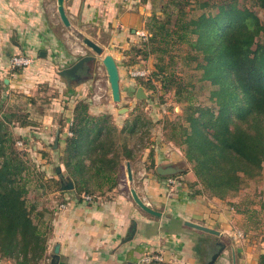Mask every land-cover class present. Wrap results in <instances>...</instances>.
<instances>
[{
    "label": "trees",
    "instance_id": "obj_1",
    "mask_svg": "<svg viewBox=\"0 0 264 264\" xmlns=\"http://www.w3.org/2000/svg\"><path fill=\"white\" fill-rule=\"evenodd\" d=\"M240 3L161 0V16L152 13L145 23L149 50L144 54H154L157 59L153 75L162 87H172L183 105L178 121L169 122V138L182 146L191 165L194 179L189 186H200L192 196L207 194L223 200L234 182L242 188L245 180L254 179L263 169L264 0H253L258 10ZM175 50H184V57L201 69L197 80L202 83L200 88L209 89L213 105L196 103L191 91L194 83L189 82L188 89L167 70L164 58H174ZM2 90L0 79V99ZM15 112L9 111L3 120ZM63 128L60 124L59 134ZM140 128L139 118H135L117 129L109 113L93 115L88 103L77 102L60 159L78 201L82 195L102 196L118 185L124 160L134 158L129 139ZM16 141L13 131L0 123V262L42 264L50 259L51 225L44 207L38 208L45 201L40 191L46 185L43 173L36 175L27 165V152L17 148ZM34 181L35 197L29 204L27 196ZM53 182L59 190V180ZM247 202L244 197L229 206L249 217ZM256 264H264V253L258 254Z\"/></svg>",
    "mask_w": 264,
    "mask_h": 264
},
{
    "label": "crops",
    "instance_id": "obj_2",
    "mask_svg": "<svg viewBox=\"0 0 264 264\" xmlns=\"http://www.w3.org/2000/svg\"><path fill=\"white\" fill-rule=\"evenodd\" d=\"M155 2L64 0L69 26L63 25L65 29L60 28L62 33L58 36L56 30L61 20L57 0H0V49L39 55L33 65L23 72L26 78L21 83L24 82L25 86L34 82L57 83L54 73L63 69L65 59L71 58L67 51L72 55L76 53L71 47L81 35L97 43L104 55H112L118 66L116 52L128 48L136 40L135 33L145 31V22L154 13ZM40 52H44V56ZM0 64L2 69H8L7 63L6 68L1 61ZM53 110L56 109L46 108L38 124L29 123L15 128L17 135L24 143H30L34 152L36 146L58 142L56 130L60 127V120L53 123ZM108 112L111 113L110 110ZM58 117L64 118V113L60 111ZM64 130L63 134H59L61 139L68 132L67 127ZM58 154L60 157L61 153ZM43 161L44 170L51 173L50 168L54 167L50 161ZM128 162L133 174L132 187L146 204L161 212V216L151 219L143 213L127 190V186L129 189L131 186L125 175H121L112 191L92 197L89 202L78 201L72 190L61 191L60 188L56 190L54 185H47L44 192L40 191L45 201L38 208L44 207L45 219L51 225L48 241L50 258L58 245L57 264H131L143 253H158L171 264H205L216 251L218 241L213 242V235L189 227L185 221L215 228V224L221 222L228 212L217 203L218 199L207 201L202 195L184 196L175 208L161 210L162 204L173 201L172 193L147 173L142 163L135 171L133 165L137 162ZM58 167L53 177L60 182L62 176L57 171ZM60 170L64 169L60 167ZM132 221L136 223V230L133 237L127 239ZM230 256L231 264H246V259L237 253ZM0 264L11 262L3 260ZM215 264H229V258L223 253Z\"/></svg>",
    "mask_w": 264,
    "mask_h": 264
},
{
    "label": "rangeland",
    "instance_id": "obj_3",
    "mask_svg": "<svg viewBox=\"0 0 264 264\" xmlns=\"http://www.w3.org/2000/svg\"><path fill=\"white\" fill-rule=\"evenodd\" d=\"M240 4L248 5L258 10L253 4V0H241ZM155 6L154 13L161 16L159 11L161 0H156ZM258 12L261 15V12ZM63 25L60 21L59 28L56 30L58 36H61L62 33L60 28L65 29V25ZM135 34L137 36L136 40L128 48L119 49L116 52L120 85V100L118 102L113 101L111 97L107 74L102 64L104 51L101 55H97L82 42V35L75 39V44L71 47V50L76 51V53L72 55L67 51V55H70L71 58H68V60L65 59L63 63V69H65L64 67H70V65L83 56L90 55L94 57L93 61L87 63L89 68L88 79L80 82L70 81V83H67L58 72H55L54 77L57 83L34 82L31 86L29 84H27L29 86H25L24 82L21 83L26 78L23 75L25 69H9V58L15 53H26L12 52L10 49H0V61L5 65V68L7 63L8 68L6 70L0 67V79L3 81V90L0 99V123L3 126H8L13 131L17 139V148L26 150L27 155L24 159L27 165L34 168L36 175L43 173L42 179L46 187L47 185H54L53 187L56 188V184L53 182L55 180L53 176L56 174L55 169L58 166L64 169V165L61 163L60 157H58V153L62 154L63 151L64 137L61 139L58 133V142L48 146H36L34 147L36 148V152H34L31 144L24 143L17 135L15 128L18 127V124L26 122L38 124L45 109L54 108L56 110H53L55 113L53 123L56 124L60 120V124L64 128L68 127L70 118L72 117V110L80 100L88 103L89 112L93 115L109 113L111 115V121L117 129L121 128L125 121L129 123L135 118H139L141 128L134 136L130 137L128 142L129 146L134 150V158L128 161L137 162L135 163L136 165H133L135 171H138V165L142 163L145 171L150 173L152 177L157 178L160 185L172 193L171 199L173 201L171 204H162L160 209L164 210L168 207L175 208L178 205L177 202H181L184 196H192L191 192L200 187L199 185L189 186L194 179L191 165L184 157L182 146L176 143L174 139L169 138V134L171 133L168 127L169 122L178 121L182 113L183 105L177 101L174 89L172 87H162L159 78L153 75V72L156 70V56L151 53L144 54V52L148 53L149 50V32L145 29L144 32ZM12 40L15 42V38ZM67 47H70V45ZM173 54L174 58L168 56L164 58L163 62L167 70L174 74L176 80L180 78V81L184 82L188 89H190L188 83H194L195 86L191 88V91L196 97V103L213 105V101L209 98V89L205 87L200 88V84L202 83L197 80L201 69H195L192 60L184 57V50H175ZM28 55L33 56L34 60L39 57L37 53L35 55ZM138 70L146 71L147 74L145 76L133 75ZM147 80L150 81L148 82ZM139 88L142 89L145 95L144 98L140 99L136 97V91ZM13 110L16 111L15 115L12 117L10 115L4 121L3 119H5L9 111ZM60 111L64 113V118L62 119L58 117ZM64 128L62 134L65 132ZM18 141H21L22 144H17ZM42 159L50 161L49 163L54 167L52 169L50 168L51 173L48 174L44 170L45 161ZM124 162L122 164V175H125L126 178ZM151 163H153V166ZM166 163H174L175 165L183 167L184 170L170 176L158 175L155 171L156 166ZM59 174L62 178L67 177L65 169L63 171L60 170ZM44 175H47V179H44ZM127 183L132 187L133 180ZM36 184L34 181L31 186L32 190H30V194L27 196L29 204L34 201L35 195L33 187ZM127 190H129L128 186ZM202 196L206 197L207 201L211 200L215 202L207 194ZM244 197H247L249 201L247 202L249 217L243 213L235 212L229 206L230 202L240 201ZM82 200L84 199L82 198ZM217 203L221 205L224 211L226 210L228 212V214H224L221 222L215 224L214 229L221 231V235L216 236L211 234L213 235V242L219 241L224 244V249L220 255L225 253L229 258V264H231L230 255L232 253H237L239 257L245 258L246 264H256L258 254L264 253V163L260 175L254 179L245 180V186L242 188L237 187L236 182H234L231 191L228 192L223 200L218 199ZM143 213L151 219L157 218L144 210ZM148 254L158 255L161 258V262L171 264L164 260L158 253H143L140 259L133 261L131 264H148L142 262V258ZM217 261L218 258L215 262Z\"/></svg>",
    "mask_w": 264,
    "mask_h": 264
},
{
    "label": "water",
    "instance_id": "obj_4",
    "mask_svg": "<svg viewBox=\"0 0 264 264\" xmlns=\"http://www.w3.org/2000/svg\"><path fill=\"white\" fill-rule=\"evenodd\" d=\"M57 11L58 15L60 17V20L65 26H69V19L65 13L64 9V0H57ZM82 42L92 49L97 55H101L103 53V49L94 41L90 40L88 37H82ZM42 56H44V52H40ZM94 57L90 55H86L78 59L74 64H72L70 67H67L65 69L60 70L58 73L60 76H62L67 83H70L71 79H75L78 77L77 71L78 69L82 68L85 63H88L90 61H93ZM102 64L105 68L106 74H107V80L109 83L110 87V93L112 100L115 102H118L120 100V85H119V70L118 66L116 64L115 59L113 58L112 55L106 54L102 58ZM136 97L137 98H144L145 95L142 91L141 88H139L136 91ZM56 136H58V129L56 130ZM125 170H126V176L128 181L133 180V174H132V169L130 166V163L126 161L125 163ZM184 170L183 167H180L178 165H175L174 163H166V164H161L157 165L155 168V171L158 175L160 176H170L174 175L176 173L182 172ZM57 171L60 172V167L57 168ZM74 188V184L71 180L70 177H64L60 179V190L61 191H71ZM131 197L133 201L145 212L154 215L156 217L161 216V212L152 209L148 204H146L137 194L135 188L130 187L129 189ZM185 225L192 227L194 229L210 233L216 236H220L221 232L217 229L210 228L207 226H204L199 223L191 222V221H185ZM136 230V223L132 221V224L130 226V231L127 239H131L134 235V232ZM218 249L215 251L210 259L205 263V264H213L218 256L221 254V252L224 249V244L222 242H217ZM58 251H59V246L56 245L53 249V253L51 254V258L48 264H57L58 263ZM235 263V262H234Z\"/></svg>",
    "mask_w": 264,
    "mask_h": 264
},
{
    "label": "built area",
    "instance_id": "obj_5",
    "mask_svg": "<svg viewBox=\"0 0 264 264\" xmlns=\"http://www.w3.org/2000/svg\"><path fill=\"white\" fill-rule=\"evenodd\" d=\"M34 63V57L31 55H26V54H21V53H15L14 55L10 56L9 58V69H25L27 67H29L30 65H32ZM147 74L146 71H135L133 73V75L138 76H145ZM17 144L21 145L22 142L18 141ZM171 182V181H170ZM82 198L85 201H90L91 200V196L89 195H82ZM63 207V206H61ZM161 258L158 255H145L142 258V262L144 263H150L151 261H160Z\"/></svg>",
    "mask_w": 264,
    "mask_h": 264
},
{
    "label": "flooded vegetation",
    "instance_id": "obj_6",
    "mask_svg": "<svg viewBox=\"0 0 264 264\" xmlns=\"http://www.w3.org/2000/svg\"><path fill=\"white\" fill-rule=\"evenodd\" d=\"M77 74H78V77L75 78V79H71V81L80 82V81H82L84 79H88V77H89L88 64L85 63L82 68L78 69ZM217 247H218V245H217ZM217 249H216V251H217Z\"/></svg>",
    "mask_w": 264,
    "mask_h": 264
}]
</instances>
